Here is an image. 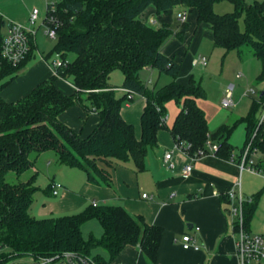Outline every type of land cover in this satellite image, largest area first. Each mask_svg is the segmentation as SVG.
Masks as SVG:
<instances>
[{
	"label": "trees",
	"instance_id": "trees-1",
	"mask_svg": "<svg viewBox=\"0 0 264 264\" xmlns=\"http://www.w3.org/2000/svg\"><path fill=\"white\" fill-rule=\"evenodd\" d=\"M217 1L220 0H63L54 50L64 58L68 52L75 54L67 58V65L16 101L4 99L1 90L32 57L0 68V264L17 255H52L66 250L108 264L126 245H137L147 263L157 262L162 226L148 223L121 204L90 203L77 212L37 217L30 212L38 190L34 174L16 183L7 181L6 174L9 170L22 174L34 168L37 157L48 150H53L61 163L84 169L87 180L99 185L112 184V168L119 162L132 159L135 169L142 171L148 149L157 145L158 131L168 127L169 100L181 105L170 126L177 144L184 146L187 142V153L193 155L200 149L207 151L208 140L212 139L219 144L215 153L230 158L233 145L228 138L232 126L225 123L209 132L206 113L197 102V98L205 97L202 85L193 78L188 84L179 82L181 63L161 49L172 31L169 24L154 26L139 18L150 5L159 13L177 4L187 6L196 11L199 22L210 25L215 46L236 50L241 59L256 56L261 64L257 79L264 81V1L247 4L245 0H230L235 8L224 13L215 11ZM242 16L244 29L240 26ZM144 66L154 67L173 79L149 91L139 79V70ZM114 68L123 72L124 89L146 98L140 137L121 112L131 99L128 91L119 94L109 83ZM58 77L74 84L76 93H63L56 86ZM83 94L89 100L88 110L100 114L99 123L85 137L59 119V114ZM263 107L264 90L259 100L253 99L242 120L246 123V142L256 131L253 145L263 158L255 166L264 171V123L259 124ZM259 196L260 192L243 202L247 230ZM93 218L100 221L103 233L85 238L82 226ZM98 248L105 249L108 257L96 252Z\"/></svg>",
	"mask_w": 264,
	"mask_h": 264
},
{
	"label": "crops",
	"instance_id": "crops-1",
	"mask_svg": "<svg viewBox=\"0 0 264 264\" xmlns=\"http://www.w3.org/2000/svg\"><path fill=\"white\" fill-rule=\"evenodd\" d=\"M45 5L46 0H0V13L5 18L28 24L31 9L37 6L43 13ZM183 8L187 6L177 4L169 11L159 13L155 6L150 5L139 15V18L145 23L158 26L172 21L173 15L170 13L178 14ZM190 12L193 20L188 21L187 18L185 25L190 30L191 37L198 39L202 34L198 42L200 45L204 34L206 39L210 38L214 44L210 25L207 23L208 29L202 24L203 22L197 20L196 11ZM161 49L177 61L183 57H180L179 51L173 49L168 42L163 43ZM199 55L203 54L188 56L184 54V57L188 58L191 66H197L193 63V59ZM46 58L42 57L29 65H26V62L16 76L2 88V97L8 101H16L27 95L40 82L49 78L53 74V68ZM179 62L182 67L183 62ZM177 80L188 84L178 77ZM64 82L73 88L72 91L66 90ZM111 85L120 91L119 94L123 92L122 84L120 86ZM56 86L63 93H76V86L63 77L56 79ZM202 98L204 97L197 98V102L204 109L200 102ZM250 103L252 104V100ZM145 105L146 98L139 94L136 102H126L121 109L123 117L134 124L137 137L141 135V113ZM169 107L173 109L169 114L166 113L168 127H162L158 131L157 145L148 149L144 170L137 171L134 162L128 163L123 168L114 166L111 185L92 183L87 180V175H83L78 183L72 186L63 184L58 195L52 194L51 183L54 180H51L49 192L54 197L60 196L59 201L49 208L42 207L38 212L39 216L34 215L43 217L56 213V206L60 209L58 213L61 214L77 212L93 201L98 204H121L131 213L142 215L148 223L163 227L164 232L155 264H240L236 246L238 233L232 226L230 213V207L232 203H237V199L231 200L227 195L238 181L241 183V191L245 200H250L260 192L253 218L249 224V231L264 235V172L241 169L239 164V156L246 143V123L242 120L243 116H241L243 144L235 148L237 144L231 140L230 136L228 138L233 145L234 160L209 152L191 161L188 153L177 146L174 135L170 131V126L173 125L181 105L175 100H169L166 103V110ZM204 111L209 127V118L205 109ZM59 119L85 137L99 123L100 114L95 110H88L81 98L62 111ZM222 121H224L221 122L222 124L227 123L225 120ZM209 132L213 133L210 129ZM170 150L173 165L165 161V153ZM262 158L263 154L260 152L255 156L256 161ZM189 162L192 163V170L186 174L183 168ZM35 168L34 166L33 169ZM143 193H147L148 196L143 197ZM32 207L33 203L30 208L33 215ZM192 237L200 245V249L184 247V243ZM103 250L105 251L103 255L108 257L107 251ZM108 264L149 263L146 262L137 245H126ZM246 264H264V258L253 259Z\"/></svg>",
	"mask_w": 264,
	"mask_h": 264
},
{
	"label": "rangeland",
	"instance_id": "rangeland-1",
	"mask_svg": "<svg viewBox=\"0 0 264 264\" xmlns=\"http://www.w3.org/2000/svg\"><path fill=\"white\" fill-rule=\"evenodd\" d=\"M247 4H251L257 0H245ZM264 1V0H258ZM215 11L224 13L227 11L234 10V4L230 0H220L214 3ZM187 9L188 21H192L191 12L188 8H183L181 11ZM173 15L172 21H169V26L172 29L171 34L167 37L165 42L179 51V61L183 62L181 70L178 74V78L183 80L185 83H189L193 78L196 82L200 83L206 93V96L200 99L201 104L207 112L209 118V129L214 132L219 126L222 125V120H225L229 125L232 126V131L229 136L231 140L237 144L235 148H239L243 144V133H242V120L241 116H245L250 108V102L253 99L259 100L260 94L264 90V81L258 80L257 76L261 70L260 60L256 56H249L244 60H241L236 50L224 51L222 48L214 46L210 38L205 37L203 34L201 44L198 45L199 39L202 37L199 32L198 39L191 37L190 30L186 27V23L179 20L177 13H170ZM206 27L209 26L203 22ZM240 26L242 29L245 28L243 16L240 18ZM44 27L41 26L38 29L36 35L37 49L35 56L27 61L26 65L36 62L42 57L51 62L55 57V45L57 43L56 38L49 37L45 34ZM164 42V43H165ZM203 54L207 57V64L201 66H191L188 58L185 59L184 54ZM73 52H68L67 58L72 59L74 57ZM5 78V80H7ZM139 79L145 84L147 90L158 88L166 83L171 82L173 77L167 73H160L157 69H153L151 66H144L139 70ZM109 83L115 86H120L123 81V72L121 68H114L110 72ZM65 83V82H64ZM232 86L234 95V105L222 106L221 98L225 94L226 90ZM68 92L72 91V87L68 84H64ZM116 88V87H115ZM250 89H254L255 92L248 93ZM120 93V91H117ZM68 94V93H67ZM87 95L83 94V103L89 104ZM139 99V94L133 93V98L126 102L134 103ZM125 102V103H126ZM173 103V102H172ZM173 107H169L167 114L172 112ZM259 114V113H258ZM209 144L215 143L212 139L208 140ZM208 144V148H209ZM35 154H32L34 157ZM128 163H133V160H127L114 164L119 168L126 167ZM35 170L30 168L22 174H17L14 170H9L6 174V179L10 183H16L19 181L27 180L31 175L34 174V184L38 186V190L34 194L33 201V215L39 216L38 212L42 207H50L56 205V201H59V197H54L50 194L49 183L51 180L60 181L62 184L72 186L80 180L81 176L86 175V172L81 167L69 166L61 163L53 150L42 152L35 160ZM56 213L53 215L61 214L58 213L60 210L58 206L55 207ZM52 215V214H51ZM82 232L85 238H88L91 234L95 236H101L103 228L100 221L97 218L86 221L82 226ZM5 251L9 252V249L5 248ZM99 251L104 254L103 248H98ZM30 257L28 255H17L9 259L6 263L9 264L12 261L27 260Z\"/></svg>",
	"mask_w": 264,
	"mask_h": 264
},
{
	"label": "built area",
	"instance_id": "built-area-1",
	"mask_svg": "<svg viewBox=\"0 0 264 264\" xmlns=\"http://www.w3.org/2000/svg\"><path fill=\"white\" fill-rule=\"evenodd\" d=\"M63 0H46L45 10L42 13L41 9L34 6L31 9L29 16V23L24 24L21 22L13 21L11 19L5 18L0 13V68L6 64L18 65L25 61L28 57L35 56V51L37 49L36 35L38 29L43 26L45 29V34L49 37L57 39L58 28L62 22L58 10L60 8V3ZM187 9L180 11L177 15L178 19L186 22L188 18ZM207 62V57L204 55H199L193 59L194 64L205 65ZM51 65L53 68V73L57 74V69L59 67H64L68 63V59L64 58L60 52H55V57L51 60ZM126 90L127 89H122ZM255 92L254 89H250L248 93ZM134 92H129V97H133ZM223 106L234 105L233 100V88L230 86L226 90L222 98ZM264 123V107L259 115V124ZM256 131L253 133L252 137L245 143L242 152L239 156V164L241 169H249L254 172H264L263 170L255 166V156L259 154L258 147L253 145V137ZM177 144V143H176ZM184 146L177 144L179 148L186 151L187 142L183 143ZM209 144V142H208ZM219 148L217 142L209 144L207 151L200 149L196 154L189 155L191 161L197 159L201 155L206 153H215ZM230 159L234 160L235 155L232 153ZM165 161L172 163V151H167L165 153ZM192 170V163H187L183 171L188 174ZM63 184L59 181H54L51 183V190L53 195H58L62 189ZM231 200L237 199V203H232L230 207V213L232 216V226L238 233V239L236 241L237 255L239 257L240 264H246L253 259H263L264 258V235L259 233H252L245 227L244 213H243V202L245 198L243 197L241 191V183L238 181L236 185L230 189L227 193ZM147 193H143V197H147ZM96 205L97 202L93 201ZM185 248H193L195 250L200 249V245L192 237L189 241L184 243ZM30 258L27 260H17L12 261L9 264H99L92 256L85 255L77 251L66 250L60 253L52 255H28Z\"/></svg>",
	"mask_w": 264,
	"mask_h": 264
}]
</instances>
